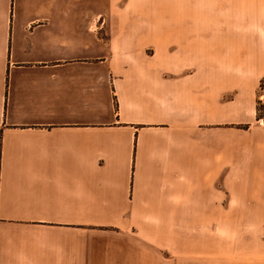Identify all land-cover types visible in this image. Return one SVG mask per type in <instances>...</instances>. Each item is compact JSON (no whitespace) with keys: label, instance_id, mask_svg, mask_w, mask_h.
<instances>
[{"label":"crops","instance_id":"obj_1","mask_svg":"<svg viewBox=\"0 0 264 264\" xmlns=\"http://www.w3.org/2000/svg\"><path fill=\"white\" fill-rule=\"evenodd\" d=\"M190 1L0 0V264H202L176 227L264 211V29L207 36Z\"/></svg>","mask_w":264,"mask_h":264},{"label":"rangeland","instance_id":"obj_2","mask_svg":"<svg viewBox=\"0 0 264 264\" xmlns=\"http://www.w3.org/2000/svg\"><path fill=\"white\" fill-rule=\"evenodd\" d=\"M263 5L250 3L248 0H229L224 4L220 0H202V2L191 0L190 9L198 10V14H202V17L174 19V22L185 27H202V33L208 34L207 36L222 31L260 32L264 29ZM184 7L187 9V4ZM255 9L259 10L257 15L260 17H253L255 13L252 10ZM236 53L209 48L202 49V52H191V57L212 61L210 63L212 65L202 66V71L213 74L217 69L214 61L233 57ZM238 53L241 57H248L247 52ZM260 79L256 85L255 95L264 101V89L260 88ZM215 126L202 125V139H215L217 134H221L213 128ZM239 126L244 127L243 124ZM212 183L213 186L206 188L205 180H202V191L215 193L220 186L215 180ZM208 202L213 201L208 200ZM186 229L188 228L176 227V231L190 240L191 250H202V264H263L262 259L258 257L264 256V211L205 209L202 210V227H190L189 233ZM253 255L256 258L250 259ZM192 261L200 260L192 259Z\"/></svg>","mask_w":264,"mask_h":264},{"label":"trees","instance_id":"obj_3","mask_svg":"<svg viewBox=\"0 0 264 264\" xmlns=\"http://www.w3.org/2000/svg\"><path fill=\"white\" fill-rule=\"evenodd\" d=\"M260 88L264 89V76L260 79ZM255 119L264 124V101L260 100L257 96L255 101Z\"/></svg>","mask_w":264,"mask_h":264}]
</instances>
